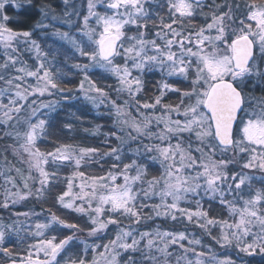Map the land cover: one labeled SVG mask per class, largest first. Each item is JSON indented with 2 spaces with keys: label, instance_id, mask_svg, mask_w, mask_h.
Masks as SVG:
<instances>
[{
  "label": "snow or ice",
  "instance_id": "1",
  "mask_svg": "<svg viewBox=\"0 0 264 264\" xmlns=\"http://www.w3.org/2000/svg\"><path fill=\"white\" fill-rule=\"evenodd\" d=\"M256 257L264 0H0V264Z\"/></svg>",
  "mask_w": 264,
  "mask_h": 264
},
{
  "label": "trees",
  "instance_id": "2",
  "mask_svg": "<svg viewBox=\"0 0 264 264\" xmlns=\"http://www.w3.org/2000/svg\"><path fill=\"white\" fill-rule=\"evenodd\" d=\"M158 78H159L158 73H157V74H149V76H148V79H149L150 81H154L155 79H158ZM69 103H71V104H73V105H76L78 102H76V101H71V102H69ZM70 110H75V109L73 108V109H70ZM94 115H95L94 113H89L88 116L86 117V119H88V120H92ZM107 119H108L107 117H103V118H101V117H96L95 120H94V122H95V123L105 124L106 121H107ZM90 142H92V141H86V143H90ZM255 264H264V260H262L260 257H256V258H255Z\"/></svg>",
  "mask_w": 264,
  "mask_h": 264
}]
</instances>
